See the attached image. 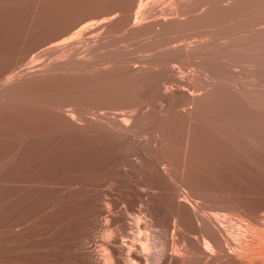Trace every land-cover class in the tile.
<instances>
[{
    "label": "bare ground",
    "instance_id": "obj_1",
    "mask_svg": "<svg viewBox=\"0 0 264 264\" xmlns=\"http://www.w3.org/2000/svg\"><path fill=\"white\" fill-rule=\"evenodd\" d=\"M46 1L41 0L43 9ZM90 3L94 9L72 13L61 28L46 29L42 38L52 40L68 34L82 20L95 16L97 20L79 28L86 30L80 36L86 41V49L75 45L61 51L64 43L54 45V52H60L58 57L62 59L21 69L19 77L3 90L6 95L25 91L24 83L30 73L45 76L86 71L93 73L92 84L104 67L87 56L111 58L118 64L127 87L121 92L85 96L73 88L71 99L79 105L76 113L79 117L74 113L67 115L86 127L92 124L104 129L122 142L123 162L130 169L140 171L137 158L145 151H153L152 186L159 184L168 189L172 208L168 225L172 219V223L176 221L182 226L187 243L176 249L174 239L168 236L161 250L158 248L160 252L153 255L144 248L145 245L150 248L147 242H139L137 250L115 240L113 246L106 243L112 250L110 262H127L125 252L129 251L133 261L130 264H264V249L258 248L264 245V210L250 213L238 205L218 202L228 210L224 220L191 204L187 192L181 188L187 187L191 194H203L211 200L225 197L207 189L196 190L190 184L191 156L201 143L206 150L204 146L210 136L219 140L223 149L264 160V0H90ZM114 28L125 30L119 40L132 41V50L117 47L112 52H101L103 47L115 43L104 34ZM76 42L70 40L68 45ZM93 100L104 104L120 101L128 105V110L100 107L91 111ZM163 154L173 159L163 162ZM124 189L118 200L128 199L133 210V197L126 193L131 191L140 200L134 209L139 214L137 221L144 219L152 232L145 214L147 208L142 205L147 195L138 192L128 179L124 181ZM116 207L121 213L118 232L127 236L130 228L124 220L125 203L120 207L117 203ZM97 210L101 213L103 206L99 205ZM233 229L236 248L231 249L229 244L233 241L228 233ZM163 231L167 234V226Z\"/></svg>",
    "mask_w": 264,
    "mask_h": 264
},
{
    "label": "rangeland",
    "instance_id": "obj_2",
    "mask_svg": "<svg viewBox=\"0 0 264 264\" xmlns=\"http://www.w3.org/2000/svg\"><path fill=\"white\" fill-rule=\"evenodd\" d=\"M94 8L90 0H47L44 9L41 0H0V264H112L109 258L112 250L107 242L113 246L115 240L124 241L126 246L137 250H140L139 242H147L150 248L147 245L144 248L153 255L160 252L168 236L174 239L176 249L184 248L187 243L182 226L176 221L172 223V219L168 225L172 211L168 189L159 184L152 186L153 151H145L137 158L140 171L130 169L123 162L122 142L104 129L92 124L86 127L67 115L74 113L79 117L76 114L79 105L71 99L73 88L85 96L121 92L127 87L116 62L111 58L87 56L104 67L92 84L93 73L86 71L45 76L30 73L24 83L25 91L6 95L3 90L19 77L21 69L62 59L58 57L60 52H54V45L64 43L61 51L75 45L86 49V41L80 38L86 30L79 28L97 20L95 16L85 18L68 34L52 40L42 38L46 29L61 28L72 13ZM124 31L107 30L105 36L115 43L103 47L101 52H112L117 47L132 50V41L119 40ZM73 39L77 40L76 44L68 45ZM3 66L8 67L1 70ZM84 102L81 101V107ZM92 103L91 111L100 107L128 110V105L120 101L104 104L93 100ZM86 115L96 118L89 112ZM204 148L201 143L191 156L190 184L196 190L207 189L225 197L207 199L203 194H191L189 188L182 186L187 200L203 212L216 213L224 220L228 210L218 202L238 205L250 213L262 212L264 160L223 149L213 136ZM163 156V162L173 159ZM180 176L186 178L181 173ZM127 179L138 192L147 195L142 205L147 208L144 213L152 232L144 219L137 221L139 214L134 209L140 200L131 191L126 193L133 197V210L128 199L118 200L123 196ZM117 203L119 207L123 203L126 206L124 220L130 228L127 236L118 232L121 213ZM99 205L103 206L101 213L97 210ZM165 226L167 234L163 231ZM228 235L233 241L229 246L236 248V231L233 229ZM258 248L264 249V245ZM125 253L127 262L122 264H130L133 261L129 251Z\"/></svg>",
    "mask_w": 264,
    "mask_h": 264
}]
</instances>
